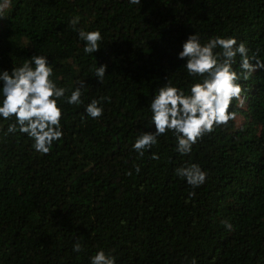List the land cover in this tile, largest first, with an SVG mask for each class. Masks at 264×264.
Listing matches in <instances>:
<instances>
[{
  "label": "trees",
  "instance_id": "obj_1",
  "mask_svg": "<svg viewBox=\"0 0 264 264\" xmlns=\"http://www.w3.org/2000/svg\"><path fill=\"white\" fill-rule=\"evenodd\" d=\"M81 29L100 31L95 53H84ZM193 32L248 48L255 70L238 81L235 119L190 154L167 132L140 156L132 145L155 130L149 105L160 86L195 82L177 55ZM33 55L48 57L65 98L79 87L82 103H63L64 134L47 154L0 120V264H90L100 249L115 264H264V0H10L0 70ZM93 99L103 108L95 119L85 112ZM193 163L207 173L198 187L175 171Z\"/></svg>",
  "mask_w": 264,
  "mask_h": 264
},
{
  "label": "clouds",
  "instance_id": "obj_2",
  "mask_svg": "<svg viewBox=\"0 0 264 264\" xmlns=\"http://www.w3.org/2000/svg\"><path fill=\"white\" fill-rule=\"evenodd\" d=\"M10 0L0 3V17ZM130 4H141V0H129ZM80 22L79 16L71 20L73 26ZM79 38L84 42L85 54H93L100 49L101 33L99 30L79 31ZM221 51H216L217 49ZM178 58L184 60L188 76L193 77L191 87L178 88L171 81L160 86L159 91L151 99L150 123L154 131L144 132L137 136L132 148L143 156L146 149L158 143V137L171 132L175 137V150L181 155L192 152L193 145L205 133L213 131L214 126L226 124L235 119V113L229 111L233 99H239L241 77L247 78L255 70L250 62L248 48L243 42L237 43L235 37L216 36L206 43H201L196 33L188 35L183 42ZM237 56L240 57L239 67L244 70L237 73L233 69ZM106 65L96 66L95 77L103 81ZM53 68L44 55H33L20 66L8 70H0V120H13L6 127L5 134L17 131L26 134L33 141L36 152L47 154L54 141L63 136L61 126L63 103L80 105L81 90L75 88L65 98L67 89L59 87L51 77ZM59 101V104H58ZM85 112L93 119L103 114V108L96 99L91 100ZM152 153V159H158ZM136 172L140 167L136 166ZM176 174L186 182L198 187L205 182L207 173L198 164L177 168ZM225 227L232 225L225 222ZM79 252L81 245L76 243L73 248ZM90 264H115V257L103 249L90 257ZM192 264H196L193 260Z\"/></svg>",
  "mask_w": 264,
  "mask_h": 264
}]
</instances>
